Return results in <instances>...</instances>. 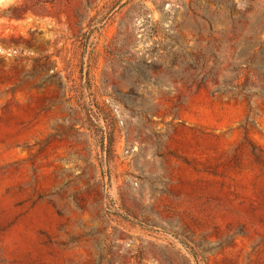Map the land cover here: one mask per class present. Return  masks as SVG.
Returning <instances> with one entry per match:
<instances>
[{"label": "rangeland", "instance_id": "1", "mask_svg": "<svg viewBox=\"0 0 264 264\" xmlns=\"http://www.w3.org/2000/svg\"><path fill=\"white\" fill-rule=\"evenodd\" d=\"M0 264H264V0H0Z\"/></svg>", "mask_w": 264, "mask_h": 264}]
</instances>
